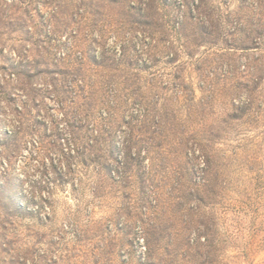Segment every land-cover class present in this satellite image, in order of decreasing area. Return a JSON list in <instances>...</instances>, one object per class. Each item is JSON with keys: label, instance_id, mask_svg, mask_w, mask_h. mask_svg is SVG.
<instances>
[{"label": "rangeland", "instance_id": "374dc122", "mask_svg": "<svg viewBox=\"0 0 264 264\" xmlns=\"http://www.w3.org/2000/svg\"><path fill=\"white\" fill-rule=\"evenodd\" d=\"M256 1L0 0V264H264Z\"/></svg>", "mask_w": 264, "mask_h": 264}, {"label": "trees", "instance_id": "16d2710c", "mask_svg": "<svg viewBox=\"0 0 264 264\" xmlns=\"http://www.w3.org/2000/svg\"><path fill=\"white\" fill-rule=\"evenodd\" d=\"M173 1L177 5V7H182V8L186 7V9L188 10L189 14H191V18L194 17L195 19H197V22H199L201 25H203L202 23H204L206 21L207 14H206V10L204 8L203 2L201 3V0H173ZM8 2L12 3V2H14V0H8ZM255 3H256V5H257L259 10L263 9V11H264V0H257ZM200 7L203 8V10H204L203 11L204 16L200 15V17L198 18V17H195L194 15H192V14H194L196 12V10H197V12H200ZM38 12H40V11H38ZM219 21L222 22L221 19ZM238 24H241V23H238V21H237L235 26H237ZM218 25H219V23L216 22L215 26H218ZM220 28H222V26ZM221 30H225V29L222 28ZM221 34H222V31H218L219 38H220ZM47 35H50V34H47ZM74 36L71 35L69 37H66L65 41L62 42L63 45L61 47H58V48L61 49L60 51H58V56L59 57L63 58L65 56H67L68 53L72 52V50L74 48V43H73ZM245 36H247L246 38H248L249 40L246 41V40L243 39L239 43H233L231 41L225 42L226 47L232 48V49H241V50H246V51L260 48V46L258 45L259 43L253 41V39L250 38V35H245ZM114 39H115V41H118V38H117L116 35H115ZM120 50L122 51V46L121 45H120ZM121 54H124V53L122 52ZM92 57L94 58V56H92ZM93 61H95V60L93 59ZM173 61L174 60H173L172 57L167 58V62L168 63H172ZM153 66H155V64ZM74 84L75 83L72 84L71 81H68L69 87H66V88L69 89L70 91H72V87L71 86H76ZM46 88H48V87H46ZM61 108H63V111H64V102L61 103ZM206 156L207 157L205 158L204 166L206 167V169L208 171L211 168L212 163H211L209 155L206 154ZM187 241H188L187 243L189 244V246H195L196 248H200L201 247V250H202V252L204 254L203 255V261L201 262V264H214V263H211V262H213V261H211V257L212 256H211V254H209V253H211L210 249L212 247H216V239L214 237H208V235H206V234L203 235L202 233H198L195 239H189L188 238ZM190 241H192V242H190ZM249 243H247V244H249ZM200 256H202V255H200ZM244 256H245V260H247L248 256H249V251H244ZM218 264H228V263L226 261H220Z\"/></svg>", "mask_w": 264, "mask_h": 264}]
</instances>
